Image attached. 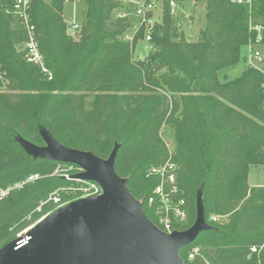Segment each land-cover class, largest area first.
<instances>
[{
  "label": "trees",
  "instance_id": "obj_1",
  "mask_svg": "<svg viewBox=\"0 0 264 264\" xmlns=\"http://www.w3.org/2000/svg\"><path fill=\"white\" fill-rule=\"evenodd\" d=\"M170 1L161 0L153 49L140 56L148 28L117 16L120 0H80L76 35L66 0H32L43 69L28 58L14 0H0V189L9 188L0 199V248L88 192L87 180L72 177L79 165L29 150L28 142L47 145L45 133L103 159L115 152V171L158 226L152 168L173 162V201L184 211L172 216L173 229L195 224L199 199L209 225L180 250L183 264H264V184H249L251 167L264 165V74L244 61L251 18L264 25V0H192L205 7L198 40L178 26Z\"/></svg>",
  "mask_w": 264,
  "mask_h": 264
},
{
  "label": "water",
  "instance_id": "obj_2",
  "mask_svg": "<svg viewBox=\"0 0 264 264\" xmlns=\"http://www.w3.org/2000/svg\"><path fill=\"white\" fill-rule=\"evenodd\" d=\"M46 146L27 143L37 155L70 162L72 177L99 183L103 192L60 206L27 232L0 248V264H183L180 250L205 227L201 200L195 224L165 233L148 219L107 159L67 148L44 133ZM50 142L56 149L46 150Z\"/></svg>",
  "mask_w": 264,
  "mask_h": 264
},
{
  "label": "built area",
  "instance_id": "obj_3",
  "mask_svg": "<svg viewBox=\"0 0 264 264\" xmlns=\"http://www.w3.org/2000/svg\"><path fill=\"white\" fill-rule=\"evenodd\" d=\"M161 0H120L122 8L117 10V16H135L137 17V22L135 24V29L141 25H145L148 28L146 35V43L144 48L149 51L153 49L152 44L149 42L150 27L153 26V13L157 4ZM238 2H251V0H237ZM66 2L73 5L74 8L80 3V0H66ZM171 11L175 12V7L177 3L174 0L170 1ZM14 12L21 19L27 31V39L24 43V48L27 51V55L30 61L40 65L43 69L44 57L39 49L37 36L35 32V24L32 22L30 9L32 5V0H14ZM70 32L73 34L78 33L81 30V23L77 17L76 12L68 20ZM250 29L255 31V37L251 39L245 48V66L252 69H257L264 74V45H263V30L264 25L259 22L250 20ZM132 34H128L127 38L132 39ZM176 166L173 162H166L162 166L152 168V172L159 175L160 182L155 187L153 194L149 197V202H158L157 214L159 216V221L162 226L156 225L165 233H172L175 229L172 227V216L183 217L184 211L180 207L182 200L176 202L173 201L172 193L176 191ZM38 175L34 174L29 176L28 180H33L37 178ZM87 186L84 188L88 191L86 196L99 195L103 192V189L99 183L96 181L87 180ZM169 190H167V188ZM9 193L8 189H0V199L4 198ZM58 201V198H55ZM213 218H216L213 216ZM30 229V228H29ZM26 229L22 234L27 232ZM21 234V235H22ZM256 250V248H253Z\"/></svg>",
  "mask_w": 264,
  "mask_h": 264
},
{
  "label": "rangeland",
  "instance_id": "obj_4",
  "mask_svg": "<svg viewBox=\"0 0 264 264\" xmlns=\"http://www.w3.org/2000/svg\"><path fill=\"white\" fill-rule=\"evenodd\" d=\"M82 9L83 7L80 4H78L76 8H74L72 4L67 2L64 7V13H65L66 19L69 20L71 16H73L74 13L76 12L77 17L80 20L82 16V13H81ZM161 10H162V2L160 1L157 4L154 10V13H153L154 23L157 21H160ZM173 14L177 16L176 17L178 19L177 24L181 29L184 30L187 38L190 40H198L200 37V31L204 28L205 23H206L204 5L199 4L196 6L192 0H183L180 6H178L177 4V6L175 7V12ZM76 34L74 33L73 35H76ZM148 51L149 50L146 48H141L140 50H138V54H140V56H145L148 53ZM243 67H244L243 64H239L235 69L231 71V75L232 76L238 75L242 71ZM162 135L170 151L172 152L175 148L173 128L169 125L164 126L162 129ZM55 145L56 144L54 142H50L46 150L49 152V150L52 151L56 149ZM249 184L250 185H263L264 184V165H257V166L253 165L251 167L250 174H249ZM136 202L140 203L141 209L145 213L144 200L136 199ZM223 219L224 218H218L217 220H223ZM151 223L153 222L151 221ZM207 226L209 227V225L205 223V227ZM191 257L192 256H190V258Z\"/></svg>",
  "mask_w": 264,
  "mask_h": 264
}]
</instances>
